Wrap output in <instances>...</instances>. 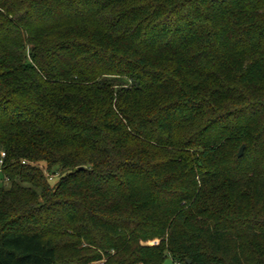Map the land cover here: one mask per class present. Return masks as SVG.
Returning <instances> with one entry per match:
<instances>
[{"label":"trees","instance_id":"1","mask_svg":"<svg viewBox=\"0 0 264 264\" xmlns=\"http://www.w3.org/2000/svg\"><path fill=\"white\" fill-rule=\"evenodd\" d=\"M0 149V264H264V0H0Z\"/></svg>","mask_w":264,"mask_h":264},{"label":"rangeland","instance_id":"2","mask_svg":"<svg viewBox=\"0 0 264 264\" xmlns=\"http://www.w3.org/2000/svg\"><path fill=\"white\" fill-rule=\"evenodd\" d=\"M1 156H2V150L0 149V157ZM7 185H8V181L2 176L0 172V187H6ZM158 242H159V239H153V240L143 242V244H156ZM162 264H179V263L174 262L170 257H165Z\"/></svg>","mask_w":264,"mask_h":264},{"label":"water","instance_id":"3","mask_svg":"<svg viewBox=\"0 0 264 264\" xmlns=\"http://www.w3.org/2000/svg\"><path fill=\"white\" fill-rule=\"evenodd\" d=\"M243 149H244V145L241 144L240 147L238 148V151H237V156L238 157L241 156V154L243 152ZM187 263H189V262L187 261Z\"/></svg>","mask_w":264,"mask_h":264}]
</instances>
